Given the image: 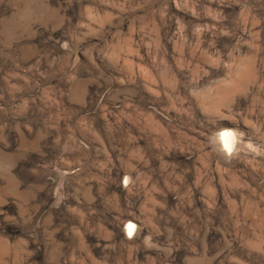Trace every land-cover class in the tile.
<instances>
[{
    "label": "rangeland",
    "instance_id": "1",
    "mask_svg": "<svg viewBox=\"0 0 264 264\" xmlns=\"http://www.w3.org/2000/svg\"><path fill=\"white\" fill-rule=\"evenodd\" d=\"M0 264H264V0H0Z\"/></svg>",
    "mask_w": 264,
    "mask_h": 264
},
{
    "label": "bare ground",
    "instance_id": "2",
    "mask_svg": "<svg viewBox=\"0 0 264 264\" xmlns=\"http://www.w3.org/2000/svg\"><path fill=\"white\" fill-rule=\"evenodd\" d=\"M225 132H229V133H231V135L230 136H223V140H224V142L227 140V141H229V142H232L233 140H234V144H235V142H236V139H235V134H234V132H232V130L230 131V130H225L224 131V133ZM234 144H233V146H234ZM134 223L133 222H130L129 224H128V226L126 227V230H127V232H132L133 230H134Z\"/></svg>",
    "mask_w": 264,
    "mask_h": 264
},
{
    "label": "clouds",
    "instance_id": "3",
    "mask_svg": "<svg viewBox=\"0 0 264 264\" xmlns=\"http://www.w3.org/2000/svg\"><path fill=\"white\" fill-rule=\"evenodd\" d=\"M231 133L229 132H225L223 133V136H230ZM233 144H234V140L232 142H229V141H225V147L227 148L228 152L231 153L232 150H233Z\"/></svg>",
    "mask_w": 264,
    "mask_h": 264
}]
</instances>
